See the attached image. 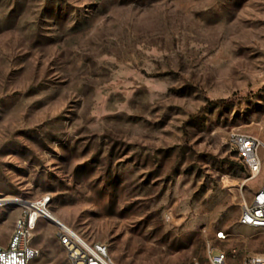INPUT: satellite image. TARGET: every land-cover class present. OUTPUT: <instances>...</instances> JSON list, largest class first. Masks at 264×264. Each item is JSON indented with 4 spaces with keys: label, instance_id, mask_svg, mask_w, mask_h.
I'll return each mask as SVG.
<instances>
[{
    "label": "rangeland",
    "instance_id": "rangeland-1",
    "mask_svg": "<svg viewBox=\"0 0 264 264\" xmlns=\"http://www.w3.org/2000/svg\"><path fill=\"white\" fill-rule=\"evenodd\" d=\"M232 132L264 140V0H0V244L46 198L117 263L240 264L264 166ZM59 229L30 264H71Z\"/></svg>",
    "mask_w": 264,
    "mask_h": 264
},
{
    "label": "built area",
    "instance_id": "built-area-1",
    "mask_svg": "<svg viewBox=\"0 0 264 264\" xmlns=\"http://www.w3.org/2000/svg\"><path fill=\"white\" fill-rule=\"evenodd\" d=\"M229 143L235 149L243 167L249 172V179L257 176L264 166V140L244 132H232ZM38 217H33L32 211H25L17 219L7 245L0 244V264H30L40 256V249L32 244ZM240 222L252 227H264V185L249 201L244 199ZM61 224L57 235L71 264H120L111 258L105 244L89 243L78 233ZM218 237L226 238V235L219 232ZM209 258L212 264H229L228 254L220 249H211ZM240 264H264V252L248 255Z\"/></svg>",
    "mask_w": 264,
    "mask_h": 264
},
{
    "label": "bare ground",
    "instance_id": "bare-ground-1",
    "mask_svg": "<svg viewBox=\"0 0 264 264\" xmlns=\"http://www.w3.org/2000/svg\"><path fill=\"white\" fill-rule=\"evenodd\" d=\"M16 201V200H15ZM25 205V204H24ZM48 205V200L46 198H43L39 201L36 202H30L27 204V207L32 211L33 217L35 216H40V215H45L49 219H56L59 222H61V226L63 227H68L65 223H63L54 213L48 210L47 208ZM60 226V225H59ZM70 228V227H68ZM71 229V228H70ZM74 231V230H73ZM75 232V231H74Z\"/></svg>",
    "mask_w": 264,
    "mask_h": 264
},
{
    "label": "water",
    "instance_id": "water-1",
    "mask_svg": "<svg viewBox=\"0 0 264 264\" xmlns=\"http://www.w3.org/2000/svg\"><path fill=\"white\" fill-rule=\"evenodd\" d=\"M52 220H54L55 222H57L58 224H61V222H59L58 220H56V219H52Z\"/></svg>",
    "mask_w": 264,
    "mask_h": 264
}]
</instances>
